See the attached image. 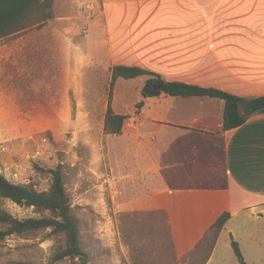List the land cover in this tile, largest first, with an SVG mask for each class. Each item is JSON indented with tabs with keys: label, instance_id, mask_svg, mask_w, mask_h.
<instances>
[{
	"label": "crops",
	"instance_id": "obj_1",
	"mask_svg": "<svg viewBox=\"0 0 264 264\" xmlns=\"http://www.w3.org/2000/svg\"><path fill=\"white\" fill-rule=\"evenodd\" d=\"M87 3L93 12L83 11ZM55 14L48 26L0 40V51L9 49L0 55V72L5 62L14 65L7 90L0 75V142L24 150L46 133L56 140L74 131L87 192L110 198L120 213L164 215L177 260L230 213L206 264H229L233 240L248 264H264V115L248 110L264 95V0H55ZM46 28L58 45L53 65L46 61ZM119 65L239 96L248 119L225 131L221 99L165 92L144 98L147 76L119 79L110 93ZM46 71L67 99L59 111L46 106ZM93 75L97 91L87 90ZM17 77L30 92L18 90ZM121 80L137 93L127 110L115 106ZM80 99L105 104L93 112ZM110 99L116 114L128 116L120 135L104 130ZM96 113L100 128L92 122ZM112 136L122 144L112 145Z\"/></svg>",
	"mask_w": 264,
	"mask_h": 264
},
{
	"label": "rangeland",
	"instance_id": "obj_2",
	"mask_svg": "<svg viewBox=\"0 0 264 264\" xmlns=\"http://www.w3.org/2000/svg\"><path fill=\"white\" fill-rule=\"evenodd\" d=\"M37 17V15H34L26 23V31H28V28L35 26L34 19ZM49 33V29L46 28V49L49 50V53H46V61L53 65L58 60V55L55 54L56 50L53 48H58V45L48 38ZM22 41H25V39ZM4 44H6L5 41H0V46ZM1 54L8 56L9 49L0 51ZM23 59L18 60L22 63ZM10 67L14 69V65L7 61L2 66V72H0L5 90L12 85L8 82ZM22 68L24 69V67ZM46 72V106L59 111L64 108L67 99L62 97L60 83L52 80L53 73ZM12 73L13 75H19L15 70ZM93 77L94 79H90V88H87V90L97 91L100 89V82L98 83L97 75H93ZM17 79L18 82L15 81V83L18 90L21 89L26 93L30 92L24 82L20 81L22 79L20 77H17ZM125 83L124 80H121L116 88L118 99H115V106L119 110H127L137 94L132 87L134 84ZM91 86L93 87L91 88ZM71 98H73L72 94ZM70 100L73 105L76 104V99ZM30 101L31 99H24V104L29 105ZM81 103H83V107L86 105L88 110L93 112H100L105 104L99 99H80V106ZM99 115L96 113L92 121L97 128H100L103 122V119L98 117ZM46 135L52 139V149H50V153H42L36 159H34L38 146L36 144L26 145L23 150L22 143L0 142V171L17 184L34 185L38 190L43 191L47 190L51 184L52 176L49 170L55 168L58 164L63 165L66 188L74 212L81 220V236L85 252L88 255L87 264L201 263L205 256L202 251H196L187 258L176 259L163 215L155 213L143 215L120 213L112 208L110 198L107 199L105 196L100 198L95 194L91 196L87 192L90 184L83 183L88 182L87 169H84L85 167L80 164L81 160L77 157L80 155V146L74 142V131L56 140L51 134L46 133ZM110 143L121 145V136H112ZM83 169L85 171L82 172ZM15 172L19 174L17 180L11 178V175ZM81 194L84 195L79 197ZM0 209L8 211L19 219L40 216L34 208L20 207L11 200L1 197ZM64 245V235L54 234L50 229L33 231L24 236H11L5 240H0V264H63L62 261H57L56 257ZM227 260L229 264L237 263V257L232 250H230V256ZM67 262L80 264L78 259Z\"/></svg>",
	"mask_w": 264,
	"mask_h": 264
},
{
	"label": "trees",
	"instance_id": "obj_3",
	"mask_svg": "<svg viewBox=\"0 0 264 264\" xmlns=\"http://www.w3.org/2000/svg\"><path fill=\"white\" fill-rule=\"evenodd\" d=\"M34 15L38 16L34 19L37 27H41L45 23L48 24L49 21L55 19V0H0V40L16 37L24 32L27 29L26 23ZM142 76L148 77L142 89L144 98L161 96L163 91L157 86H164L166 88L165 93L171 96L184 98L213 97L223 100L225 102V131L238 128L248 119L241 115L240 108L245 99L239 96L218 89L183 82H169L153 72L136 66L119 65L112 69L110 93L119 79L131 80ZM140 105L141 103L137 106ZM127 119V115L116 114L113 111L110 99L105 118V133L111 135L122 134ZM49 173L52 176L51 184L47 190L41 191L34 185L17 184L0 171V197L11 200L20 207L34 208L40 214L38 217L19 219L8 211L0 209V240H5L11 236H24L33 231L50 229L54 234L64 235L65 237V245L58 252L57 261L69 263L67 261L78 259L80 264H87L88 255L83 246L81 220L74 212L66 188L63 165L58 164L55 168L50 169ZM230 218V213H224L220 216L209 229L202 242L191 253L202 251L205 254L200 264L208 262L219 235ZM232 247L239 263L248 264L239 243L233 240Z\"/></svg>",
	"mask_w": 264,
	"mask_h": 264
},
{
	"label": "built area",
	"instance_id": "obj_4",
	"mask_svg": "<svg viewBox=\"0 0 264 264\" xmlns=\"http://www.w3.org/2000/svg\"><path fill=\"white\" fill-rule=\"evenodd\" d=\"M84 12H93L95 9V4L93 3H87L81 5ZM53 142L50 136H43V138L40 140V144L37 146L36 154L34 159L39 158L42 153H50V149H52ZM12 179L17 180L19 178V174L17 172L13 173L11 175ZM63 264H69V263H63Z\"/></svg>",
	"mask_w": 264,
	"mask_h": 264
},
{
	"label": "water",
	"instance_id": "obj_5",
	"mask_svg": "<svg viewBox=\"0 0 264 264\" xmlns=\"http://www.w3.org/2000/svg\"><path fill=\"white\" fill-rule=\"evenodd\" d=\"M157 87L160 88L163 92H166V88L164 86H157ZM248 110L252 114L264 115V95L257 99L252 100L248 104Z\"/></svg>",
	"mask_w": 264,
	"mask_h": 264
}]
</instances>
